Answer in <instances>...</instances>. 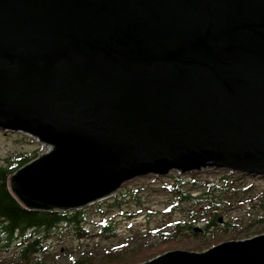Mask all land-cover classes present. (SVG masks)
Instances as JSON below:
<instances>
[{
    "label": "water",
    "instance_id": "95a60500",
    "mask_svg": "<svg viewBox=\"0 0 264 264\" xmlns=\"http://www.w3.org/2000/svg\"><path fill=\"white\" fill-rule=\"evenodd\" d=\"M0 129L48 147L8 177L29 210L171 170L264 178V0H0ZM137 264H264V232Z\"/></svg>",
    "mask_w": 264,
    "mask_h": 264
},
{
    "label": "trees",
    "instance_id": "16d2710c",
    "mask_svg": "<svg viewBox=\"0 0 264 264\" xmlns=\"http://www.w3.org/2000/svg\"><path fill=\"white\" fill-rule=\"evenodd\" d=\"M37 156V153L34 155L15 153L5 159V164H0V264H57V258L53 259L49 252L51 245L46 246L47 240L53 238L60 240L64 235L68 236V240H83L96 233L102 239L114 237L116 231L112 220L115 215L120 214V216L128 218L136 216L130 209H123V202L135 201L139 206L143 204L141 197L137 195L138 190L134 189L131 194L130 189H128L129 191L117 193L110 200L103 199L82 209L70 211L29 210L11 193L8 186V177ZM194 176L195 174L188 176L191 182L196 181ZM237 176H242L248 180L249 177L245 176L253 177L254 175L238 174ZM227 177L228 175L222 176L220 183H208L207 195H205V190L202 194L194 195L191 190L195 189L197 185L192 186L190 190L185 189L184 186L189 182L181 176L175 177L176 181L174 183L164 181L162 183L163 188L167 190L171 198V202L164 209V212L169 214L168 219H166L168 221L165 226L155 227L150 234L156 236L163 243L174 240H189L192 236L197 238L206 235L216 237L213 233L215 230L224 233L230 227L235 226L228 221H222L220 225L221 199L228 204V207L242 201L239 204H247L248 202V210H257V215L248 221V226L251 222L259 224L264 222V190H253L254 182L249 184L244 181L237 184L234 182L236 179L227 181ZM127 192L132 196H128ZM126 196L128 201H124ZM230 198L232 202L228 200ZM115 209L118 212L110 215V212L115 211ZM174 209L181 211L183 217L173 220L171 213ZM147 210L149 213L157 212L149 208ZM97 219L98 222L95 221ZM132 221H130V224ZM198 223L201 224L200 228L195 226ZM89 224H94V226ZM96 227L97 229H95ZM236 231L233 236H237L240 232L239 230ZM138 233L139 231L136 232V234ZM12 244L18 246V249L14 251L13 256L4 257L2 253L10 251ZM130 245L129 238L128 241L122 242L120 247L106 249L103 255L106 258L105 262L107 264H118L120 258L117 257L126 256L124 254ZM145 245L153 246V243H149L148 240V243L143 242L142 246ZM57 255L61 256L62 254L59 252ZM66 255L70 257L68 264H92V261L97 258V252L93 253L86 250L81 251L78 257L72 255L71 252ZM151 256V254L150 256L145 255L144 259L151 258Z\"/></svg>",
    "mask_w": 264,
    "mask_h": 264
},
{
    "label": "rangeland",
    "instance_id": "374dc122",
    "mask_svg": "<svg viewBox=\"0 0 264 264\" xmlns=\"http://www.w3.org/2000/svg\"><path fill=\"white\" fill-rule=\"evenodd\" d=\"M47 149L48 147L46 145L41 144L37 139H35V137H32L28 134L11 131L5 132L4 130L0 129V164H5V159L15 153H28L30 155H34L37 153L39 156L43 154ZM191 174H195L194 179H196V181L191 182V179L188 178V176ZM238 174L242 175V173L233 172L227 169L207 167L199 171L184 174L179 173L178 171H172L166 176L149 175L145 177H136L130 181L123 183L117 190L115 195L123 191L126 192L128 189H130V193L132 194L133 190L137 189V195L141 197L143 204L142 206H139L135 203V201H130L128 203L123 202V209H130V211L136 216L134 218H128L120 216V214L115 215L112 220L116 231L114 237L112 236L110 238L102 239L96 233L91 237L84 238L83 240H68V236L64 235V237H62V239L60 240H57L55 238L47 240L46 246L51 245L49 247V252L53 259L57 258V264H68L70 261L69 255L71 254H66L71 252L72 255L78 257L81 251L85 250L92 251L93 253L97 252V258L92 261V264H107L105 262L106 258L103 256L105 253L104 251L106 249L108 250L111 248L120 247V244L122 242L128 241L130 238L131 245L129 246V249L126 251V253H123L126 256L117 257L120 258V262L118 264H137L141 261L150 259H144L145 255L150 256L151 254V258H153L165 251L173 249L202 251L225 240L244 239L263 233L264 222L260 224L251 222V224L248 226V221H250V219L257 215V210H248V202L247 204H239L242 201H238L237 204H231L228 207V204L225 203L223 199H221V214L219 215V218L221 220L220 225L222 224V221H228L235 226L230 227L224 233H219L217 232V230H215V232L213 233H215L216 237H213L211 235L210 237L206 235L200 238L192 236L189 240H174L163 243L156 236H152L150 234V232L154 230L155 227L160 225L165 226V223L168 221L166 219H168L169 214L165 213L164 209H166L165 207L168 205V203L171 202V198L167 190L163 188L162 183L164 181L167 183H174L176 181L175 177L181 176L189 182V184H186L184 186L185 189L190 190L192 186H198H196L195 189L191 190L193 191V194L196 195L202 194L204 190L206 191L209 188L208 183H220L222 176L228 175V177L226 178L227 181L236 179L234 182L237 184H240L241 182L243 183L244 181L249 184L254 182L253 190H264V178H261L259 176H245L249 177L247 180V178L237 176ZM130 193L127 192V195L132 196ZM205 195H207V191ZM113 196L106 199L110 200ZM228 200L232 202L231 198ZM124 201H128L127 196L124 197ZM147 208L157 212L149 213ZM224 208L226 209L224 210ZM116 210L117 209L110 212V215L118 212ZM249 211L251 212V214ZM182 217V212L178 211L177 209H174L171 213V218L173 220L180 219ZM131 220L133 221L130 224ZM95 221L98 222L99 220L97 219ZM89 225L94 226V224ZM130 225L131 227H129ZM195 226L197 228H200L201 224L198 223ZM244 226L245 229L243 230ZM95 229H97V227ZM236 230H239L240 232L237 236H233L237 232ZM137 231H139L138 234H136ZM131 238L134 239L131 240ZM148 240L149 243H153V246H142L143 242L145 241L146 243H148ZM197 247L199 249H196ZM16 249H18V246L12 244L10 247V251L3 252L2 255L4 257L13 256ZM59 252H61V256L57 255Z\"/></svg>",
    "mask_w": 264,
    "mask_h": 264
},
{
    "label": "bare ground",
    "instance_id": "6f19581e",
    "mask_svg": "<svg viewBox=\"0 0 264 264\" xmlns=\"http://www.w3.org/2000/svg\"><path fill=\"white\" fill-rule=\"evenodd\" d=\"M28 135H29V134H28ZM30 136H31V135H30ZM32 137H33V136H32ZM35 139H38V138L35 137ZM32 160H33V159H32ZM219 169H222V168H219ZM172 171H178L179 173H182L180 170H171V171L168 172V174L171 173ZM192 172H195V171H192ZM189 173H191V172H189ZM168 174H167V175H168ZM183 174H184V173H183ZM156 176H157V175H156ZM8 186H9V185H8ZM102 200H103V199H102ZM100 201H101V200H100ZM95 203H96V202H95ZM93 204H94V203H93ZM88 206H89V205H88ZM195 252H199V251H195Z\"/></svg>",
    "mask_w": 264,
    "mask_h": 264
}]
</instances>
